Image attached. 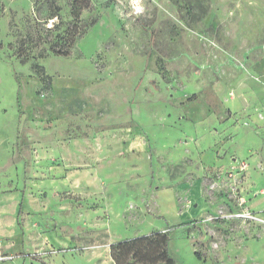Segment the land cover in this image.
Returning <instances> with one entry per match:
<instances>
[{"label": "rangeland", "instance_id": "obj_1", "mask_svg": "<svg viewBox=\"0 0 264 264\" xmlns=\"http://www.w3.org/2000/svg\"><path fill=\"white\" fill-rule=\"evenodd\" d=\"M136 6L0 0V264H264V0Z\"/></svg>", "mask_w": 264, "mask_h": 264}, {"label": "trees", "instance_id": "obj_2", "mask_svg": "<svg viewBox=\"0 0 264 264\" xmlns=\"http://www.w3.org/2000/svg\"><path fill=\"white\" fill-rule=\"evenodd\" d=\"M55 54L67 57L69 52L53 50ZM42 80L50 85L51 78L40 66H35ZM171 228L166 232L127 239L110 246V255L114 264H177L169 250Z\"/></svg>", "mask_w": 264, "mask_h": 264}, {"label": "clouds", "instance_id": "obj_3", "mask_svg": "<svg viewBox=\"0 0 264 264\" xmlns=\"http://www.w3.org/2000/svg\"><path fill=\"white\" fill-rule=\"evenodd\" d=\"M142 11H143V9H142V7L138 6V0H137V6L135 7V12H136L137 14H139V13L142 12Z\"/></svg>", "mask_w": 264, "mask_h": 264}]
</instances>
